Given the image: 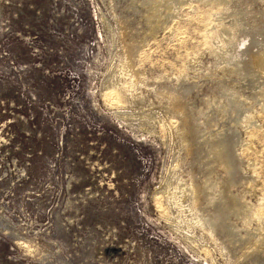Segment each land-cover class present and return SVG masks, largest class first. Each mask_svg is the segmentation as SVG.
<instances>
[{"label":"rangeland","instance_id":"obj_1","mask_svg":"<svg viewBox=\"0 0 264 264\" xmlns=\"http://www.w3.org/2000/svg\"><path fill=\"white\" fill-rule=\"evenodd\" d=\"M0 264H264V0H0Z\"/></svg>","mask_w":264,"mask_h":264},{"label":"bare ground","instance_id":"obj_2","mask_svg":"<svg viewBox=\"0 0 264 264\" xmlns=\"http://www.w3.org/2000/svg\"><path fill=\"white\" fill-rule=\"evenodd\" d=\"M255 59L257 60V58L255 57ZM175 96V94H173ZM177 97V96H176Z\"/></svg>","mask_w":264,"mask_h":264}]
</instances>
